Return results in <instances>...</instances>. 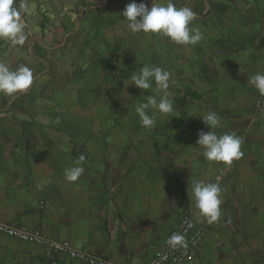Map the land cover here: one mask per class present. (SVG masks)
<instances>
[{
	"label": "crops",
	"instance_id": "obj_1",
	"mask_svg": "<svg viewBox=\"0 0 264 264\" xmlns=\"http://www.w3.org/2000/svg\"><path fill=\"white\" fill-rule=\"evenodd\" d=\"M98 1L16 0L27 40L0 41V62L27 65L35 79L11 104L0 96V221L67 240L98 264H145L188 211L207 229L194 264H264V112L248 83L264 73V0H172L197 13L196 45L131 35L122 10L93 8ZM144 64L175 81L176 116L156 114L151 129L135 108L157 94L155 84L128 86ZM208 111L221 118L218 134L243 139V156L230 166L197 149L198 133L210 129L191 115ZM80 155L85 171L70 183L64 170ZM217 177L221 218L209 224L189 185ZM41 255L0 234V264Z\"/></svg>",
	"mask_w": 264,
	"mask_h": 264
},
{
	"label": "clouds",
	"instance_id": "obj_2",
	"mask_svg": "<svg viewBox=\"0 0 264 264\" xmlns=\"http://www.w3.org/2000/svg\"><path fill=\"white\" fill-rule=\"evenodd\" d=\"M121 14L131 35L138 33L160 35L177 45H196L203 39L200 28L193 26L197 13L189 6L176 7L172 0H166V2L152 0L150 8L143 2L137 3L136 0H132ZM26 40L25 25L21 23V13L16 6V0H0V41L12 46H23ZM171 75L170 71L162 67L148 64H144L139 70L128 75L130 81L128 86L135 85L141 92L152 88L153 83L155 84L157 94L149 95L146 102L138 104L135 108L141 126L145 129L155 126L156 114L176 116L174 97L169 92L170 85L175 83ZM34 79L33 70L27 65L21 64L13 69L7 63L0 62V96L7 97L9 104L19 94L26 93L33 85ZM248 83L258 91L260 96H264V73L253 74L248 78ZM191 116H199L204 125L210 129L207 132L201 130L198 133L199 147L197 149L200 150L204 160L210 163L222 162L230 166L234 160L243 156L241 137L235 133L218 134L216 132V129L221 126V118L215 111L204 114L194 113ZM85 161L86 157L80 155L74 166L64 170V176L68 182L75 183L83 175ZM219 179L217 177L215 182L207 183L193 180L189 185L195 209L209 224L216 223L221 218L223 189ZM166 244L172 250L188 247L185 236L179 233L171 235Z\"/></svg>",
	"mask_w": 264,
	"mask_h": 264
},
{
	"label": "built area",
	"instance_id": "obj_3",
	"mask_svg": "<svg viewBox=\"0 0 264 264\" xmlns=\"http://www.w3.org/2000/svg\"><path fill=\"white\" fill-rule=\"evenodd\" d=\"M258 112H264V96H259L255 102ZM264 222V219H263ZM182 234L188 247L172 250L166 244L173 234ZM206 228H198L193 216L183 211L177 224L164 236L160 246L150 261L145 264H194L195 255L200 251L206 236ZM0 234L19 242L32 244L42 249V255L31 264H59L61 258L77 261L83 264H98L87 250L76 248L71 242L56 241L40 231H30L25 226L10 225L0 221Z\"/></svg>",
	"mask_w": 264,
	"mask_h": 264
},
{
	"label": "trees",
	"instance_id": "obj_4",
	"mask_svg": "<svg viewBox=\"0 0 264 264\" xmlns=\"http://www.w3.org/2000/svg\"><path fill=\"white\" fill-rule=\"evenodd\" d=\"M119 1L115 2L114 0H108L107 2H105L104 0H99L95 6L105 9H109L111 7H119L123 11L125 9V6L127 5V0L126 1L119 0Z\"/></svg>",
	"mask_w": 264,
	"mask_h": 264
},
{
	"label": "rangeland",
	"instance_id": "obj_5",
	"mask_svg": "<svg viewBox=\"0 0 264 264\" xmlns=\"http://www.w3.org/2000/svg\"><path fill=\"white\" fill-rule=\"evenodd\" d=\"M116 1H119V0H116ZM144 1H145V0H136L137 3H141V2L145 3ZM119 2H120V1H119ZM92 7L95 8L96 6H95V5H92ZM96 8H99V7H96Z\"/></svg>",
	"mask_w": 264,
	"mask_h": 264
}]
</instances>
